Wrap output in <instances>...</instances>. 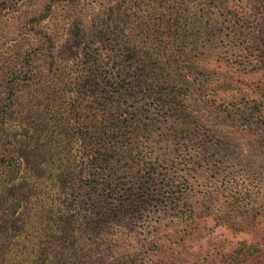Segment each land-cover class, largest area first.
Instances as JSON below:
<instances>
[{
  "label": "trees",
  "instance_id": "trees-1",
  "mask_svg": "<svg viewBox=\"0 0 264 264\" xmlns=\"http://www.w3.org/2000/svg\"><path fill=\"white\" fill-rule=\"evenodd\" d=\"M22 8L25 52L0 74V264H264V103L222 73L264 65V0Z\"/></svg>",
  "mask_w": 264,
  "mask_h": 264
},
{
  "label": "rangeland",
  "instance_id": "rangeland-1",
  "mask_svg": "<svg viewBox=\"0 0 264 264\" xmlns=\"http://www.w3.org/2000/svg\"><path fill=\"white\" fill-rule=\"evenodd\" d=\"M9 6H19L21 5V10L19 12H11L10 14L4 15L0 17V74H4L5 68L9 65L10 61L14 58L15 54H21L25 51L24 43L27 42L28 39V23L27 21L30 18H27L26 11L22 8L25 5V0H9ZM12 10V9H11ZM66 32H63V39H66ZM261 65L262 68L258 67ZM231 72H228L227 69H223V75L229 79H234L238 81L236 86L233 84L229 85L227 91L229 95H233L234 93L238 92L241 93L243 96H246L245 102L253 106L256 101H262L264 103V65L262 66L261 63L259 64H250L247 68H243L240 65H234ZM257 70H262L259 72ZM197 88V87H196ZM220 94L221 92L218 91ZM205 89L199 92V95H205ZM196 99V98H194ZM216 100L220 98H215ZM207 102L202 99H196V101L192 102V106L195 108L198 106L199 108L205 107ZM220 102L216 101L213 105L214 107H221L218 106ZM153 148L149 147L145 150V153L142 154L144 160L152 159ZM262 160L261 155H252L246 158L245 160L241 161V165H250V164H257ZM179 163V161H177ZM183 169V174H186V177L183 178L180 182V187L182 190L190 191V187L194 183L196 176L194 173H191V170L188 171V168ZM188 173V174H187ZM207 181V180H206ZM207 185H209L207 183ZM199 189H202L201 187ZM193 191V190H192ZM200 199V198H199ZM190 201L192 204H197L201 202V199L195 196V194H191ZM200 201V202H199ZM208 225L209 227L212 226V221L209 219ZM143 222H139L134 228L136 239L138 240L139 246L143 244ZM205 238L202 240H197L195 245H199L203 243ZM139 252L141 251V246L139 247ZM140 254V253H139ZM198 255L195 253V250L189 251L186 256L181 258L182 260L190 261L191 259L196 258Z\"/></svg>",
  "mask_w": 264,
  "mask_h": 264
}]
</instances>
